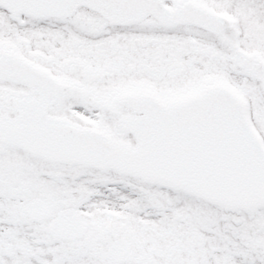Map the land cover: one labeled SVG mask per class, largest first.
<instances>
[{
  "label": "snow or ice",
  "instance_id": "6c2138e0",
  "mask_svg": "<svg viewBox=\"0 0 264 264\" xmlns=\"http://www.w3.org/2000/svg\"><path fill=\"white\" fill-rule=\"evenodd\" d=\"M0 264H264V0H0Z\"/></svg>",
  "mask_w": 264,
  "mask_h": 264
}]
</instances>
